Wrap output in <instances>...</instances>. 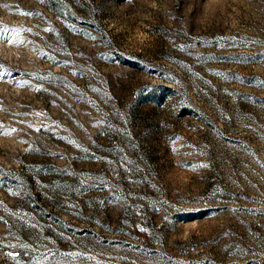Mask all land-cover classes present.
<instances>
[{"label": "rangeland", "instance_id": "obj_1", "mask_svg": "<svg viewBox=\"0 0 264 264\" xmlns=\"http://www.w3.org/2000/svg\"><path fill=\"white\" fill-rule=\"evenodd\" d=\"M3 26L0 264H264V0H0Z\"/></svg>", "mask_w": 264, "mask_h": 264}, {"label": "snow or ice", "instance_id": "obj_2", "mask_svg": "<svg viewBox=\"0 0 264 264\" xmlns=\"http://www.w3.org/2000/svg\"><path fill=\"white\" fill-rule=\"evenodd\" d=\"M28 14H30V13H28ZM11 31L15 32V31H19V29H15V30H11ZM29 31H30V29H29ZM8 32H9V30H8L7 26L0 27V34L7 35ZM11 42L12 41L9 40V43H11ZM0 67H2V65H0Z\"/></svg>", "mask_w": 264, "mask_h": 264}]
</instances>
